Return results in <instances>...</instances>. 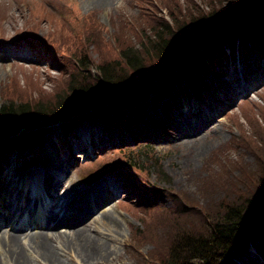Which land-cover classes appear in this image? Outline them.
I'll list each match as a JSON object with an SVG mask.
<instances>
[{
    "label": "rangeland",
    "instance_id": "rangeland-1",
    "mask_svg": "<svg viewBox=\"0 0 264 264\" xmlns=\"http://www.w3.org/2000/svg\"><path fill=\"white\" fill-rule=\"evenodd\" d=\"M234 1L114 0L99 6L85 0H0V104L5 95L44 105L55 102L60 97L55 93L62 89L71 94L68 80L74 71L83 75L70 63L74 49L89 53L83 70L94 74L96 64L119 58L128 46L150 49L153 28L166 24L175 29L181 19L188 21ZM262 27L253 33L258 41ZM254 40L252 35L235 34L227 45L214 46V52H224L210 64L211 74L203 84L187 68L176 78H154L146 84L142 114L131 108L129 119L107 124L102 114L93 113L53 118L45 125L37 121L30 127L41 139L31 146L0 148V155L8 158L0 162V182L6 186L17 172L30 179L38 173L42 179L57 155L62 165L50 170L62 176L52 199L82 187L105 197L85 228L114 253L84 262L53 239L65 264H162L160 255L168 251L177 231L206 235L222 213V202L262 189L264 56L258 57L262 47L256 50ZM255 63L262 76L255 73ZM231 69L256 83L244 84L247 89L241 90L244 79ZM170 105L174 115L165 112ZM193 106L203 115L193 116ZM195 120L202 121L199 127H181ZM157 124L167 128L158 130ZM22 191L16 202L21 203ZM106 209L113 216L99 227L95 218ZM18 217L11 211V221ZM21 217L19 222L26 215ZM82 225L69 224L68 230ZM263 250L264 232L230 253L224 264H255Z\"/></svg>",
    "mask_w": 264,
    "mask_h": 264
},
{
    "label": "trees",
    "instance_id": "trees-1",
    "mask_svg": "<svg viewBox=\"0 0 264 264\" xmlns=\"http://www.w3.org/2000/svg\"><path fill=\"white\" fill-rule=\"evenodd\" d=\"M233 3H225V6L210 9L206 14H198L188 21L181 19L175 29L166 24L153 28L150 49L128 46L119 58L104 59L96 64L94 74L83 70L88 65L83 61L88 60V52L83 49L70 51V63L75 69L78 66L83 74L82 77L76 76L74 71L73 77L68 80L71 94L62 89L55 93L60 94L55 102L44 105L30 103L33 99L3 97L0 104V148L31 146L38 138L41 139L42 135L38 136L30 127L37 121L45 125L53 118L93 113L102 114L103 122L107 124L119 118L129 119L131 108L135 109V113L142 114L148 93L146 84L154 78H176L177 72L184 68L189 69L203 84L205 77L211 74L210 64L224 52L221 49L222 52L217 53L212 48L222 43L227 45L235 34L246 38L252 35L256 42L253 46L257 44L255 49L262 47L264 51V34L259 41L258 34L253 36L258 26L264 27V0H235ZM164 27L166 29L162 31ZM208 53L214 58L206 57ZM260 56H264V52H260ZM214 64L217 66V63ZM211 71L218 73L216 67H211ZM101 104L104 106L100 107ZM120 125L128 129L126 124ZM157 127L160 128L158 130L166 129L164 124H157ZM260 173L262 189L258 187L251 193L222 202V213L209 224L206 235L177 231L178 236H174L168 251L160 255V263L224 264L230 253L245 248L263 233L264 167Z\"/></svg>",
    "mask_w": 264,
    "mask_h": 264
},
{
    "label": "bare ground",
    "instance_id": "bare-ground-1",
    "mask_svg": "<svg viewBox=\"0 0 264 264\" xmlns=\"http://www.w3.org/2000/svg\"><path fill=\"white\" fill-rule=\"evenodd\" d=\"M85 1L99 6H106L114 2V0ZM230 72L244 79L240 83L241 90L247 89L246 84L251 87L256 83L244 77L242 72L234 69H231ZM172 107V105L167 107L165 112L169 111L171 114ZM191 112L194 113L193 116L203 115L194 106ZM191 112L187 111L188 115H191ZM175 115L178 114L175 113ZM206 118L205 116L203 120ZM201 123L202 121L195 120L194 123L187 124V127H181L186 129L195 126V124H198L197 127H199ZM194 134L195 132L192 136ZM89 144L92 145L91 142ZM7 159L5 155H0V162ZM58 159L57 155L51 157L49 168L46 170V174L41 177L42 179L38 173H35L34 177L30 179L27 174L17 172L14 175L15 178H10L9 185L6 186L0 182V264H32V262L35 264L38 262L40 264H65V261L60 257L58 248L51 244L53 239L59 242L61 249H69L80 261L84 262H92L94 259L108 257L112 252L114 253L113 248L105 240L96 238L85 228L86 219L92 216L94 209L100 206L105 197L94 193V189L88 193L86 188L82 187L68 190V193L64 192L57 200L54 197L52 199L51 191L59 185L62 175L57 171H51L50 166L61 167L62 164ZM21 189L24 190L22 191L24 196L19 203L16 200ZM11 211L19 215L18 219H21L23 215L26 217L21 222L18 219L11 221ZM98 214L95 220L99 227L107 225L109 223L107 219L113 216L112 212L107 209L99 211ZM82 222V226L71 231L68 230L69 224ZM25 227L29 229L22 231ZM63 243H66L67 246L63 247ZM260 258L262 260L255 264H264V250Z\"/></svg>",
    "mask_w": 264,
    "mask_h": 264
}]
</instances>
